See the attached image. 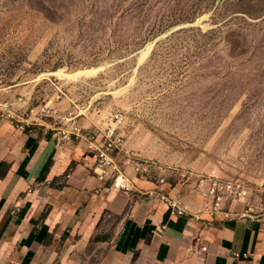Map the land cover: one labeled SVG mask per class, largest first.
I'll return each mask as SVG.
<instances>
[{
    "label": "rangeland",
    "instance_id": "374dc122",
    "mask_svg": "<svg viewBox=\"0 0 264 264\" xmlns=\"http://www.w3.org/2000/svg\"><path fill=\"white\" fill-rule=\"evenodd\" d=\"M0 81L56 121L123 111L168 187L264 186V0H0Z\"/></svg>",
    "mask_w": 264,
    "mask_h": 264
},
{
    "label": "crops",
    "instance_id": "0c3cea01",
    "mask_svg": "<svg viewBox=\"0 0 264 264\" xmlns=\"http://www.w3.org/2000/svg\"><path fill=\"white\" fill-rule=\"evenodd\" d=\"M96 158L85 143L58 146L49 130L19 133L0 117V264H264V222L218 214L208 226L152 197L97 192ZM135 183L193 210L203 202L196 190Z\"/></svg>",
    "mask_w": 264,
    "mask_h": 264
},
{
    "label": "built area",
    "instance_id": "2783aa9c",
    "mask_svg": "<svg viewBox=\"0 0 264 264\" xmlns=\"http://www.w3.org/2000/svg\"><path fill=\"white\" fill-rule=\"evenodd\" d=\"M1 84V81H0ZM8 93V88L0 87V92ZM56 110L48 105H34L32 98L0 97V117L8 121L16 132L37 135L40 130H49L58 146L85 143L88 150L97 153L93 172L101 184V189L116 190L138 198L152 197L167 204L174 215H189L196 221L205 216L210 219L206 225H213L216 215L223 214L228 219L246 218L251 222H264V186L253 189L242 180L212 178L206 186L200 184L196 191L203 202L195 210L171 197L164 190H145L136 186L135 179L152 180L156 185L167 183L163 166L140 160L126 150L125 126L127 116L121 110H109L103 115L101 124L85 126L77 116H64L56 121ZM53 117V123L45 120ZM58 119V118H57ZM241 204L242 208L231 206ZM207 251L203 246L201 252ZM240 254H236L239 257Z\"/></svg>",
    "mask_w": 264,
    "mask_h": 264
},
{
    "label": "bare ground",
    "instance_id": "6f19581e",
    "mask_svg": "<svg viewBox=\"0 0 264 264\" xmlns=\"http://www.w3.org/2000/svg\"><path fill=\"white\" fill-rule=\"evenodd\" d=\"M96 71V69H87V70H80L78 71L77 73L75 74H72V75H68V76H64V78H73L74 75H79V74H82V73H85V74H93L94 72ZM63 77V76H62ZM77 78V77H76Z\"/></svg>",
    "mask_w": 264,
    "mask_h": 264
}]
</instances>
